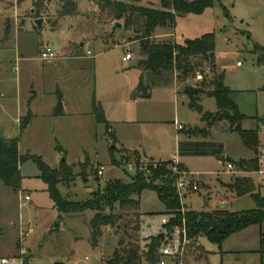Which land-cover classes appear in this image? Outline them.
Listing matches in <instances>:
<instances>
[{"label":"rangeland","instance_id":"1","mask_svg":"<svg viewBox=\"0 0 264 264\" xmlns=\"http://www.w3.org/2000/svg\"><path fill=\"white\" fill-rule=\"evenodd\" d=\"M34 1L27 0L19 4L18 0H0V68L4 70L0 80L6 79L0 89V94H4L0 96V133L3 131L7 137L19 139L21 155L41 156L52 168H57L63 158L69 165L83 162L86 168L77 166L74 171L84 172L85 175L76 177L70 184L59 185V189L67 200L84 203L109 182L119 180L130 183L138 171L149 173L150 163L155 165L157 161L143 157L138 166L136 155L120 149L113 140L117 137L119 127L107 133L104 125L90 123L87 116L82 118V125L73 128L67 125L59 136L52 134L51 122L44 118L25 129L21 128L16 121L19 116L17 106L20 102L25 104L36 90L39 112L50 115L57 106L59 92L62 94L64 91L70 109L77 105L83 110H90L93 99L101 101L102 98L107 105H111L112 118H119L120 109L122 116L129 119L135 113L131 108L136 103L134 94L138 89H134L125 99L124 93L126 87L138 79V72L132 67L138 58V47L136 44H126L131 35L129 31L121 25L114 28L116 22L93 0H81L80 18L66 21L75 28L69 38L74 42L81 40L86 45L82 48V57L64 58L59 47L64 31L55 29L61 17L59 3L62 0L49 3L51 6L44 16L50 22L46 21L42 28L29 20L22 24V19L30 15V6ZM127 1L139 6L160 7V0ZM17 10L19 18L15 13ZM66 21L62 23L63 28ZM173 33L178 42L206 33L215 34L216 68H211V72L207 73L206 68L211 65L200 59L198 69L186 79H182L179 72H173L172 83L176 82L182 93L187 87L211 91L216 88L215 82L222 75L224 86L235 92L234 98L241 112L246 115L241 123L242 128L259 130V153L256 154L255 150L245 145L241 134L232 131L229 121L223 116H214L212 126H202L201 115L190 107L187 100L178 97L176 101L173 87L159 82L151 84L148 99L140 100V107L147 109L145 113L155 114L162 121L149 131L143 128V131H147L143 135L145 146L149 152H153L150 154L158 156L157 150L162 149L163 152L159 151L161 158L173 159L177 154L174 121L183 124L181 135L193 131L194 138L218 142L222 145V157L209 155L203 159H186L193 174L192 179L196 182L188 180L189 173L184 171L185 165L178 163L184 168L178 174L179 179L187 184V198L181 195L183 211L211 212L217 209L224 198L231 211L256 208L257 204L250 194L237 196L223 187L221 182L232 180L234 174L227 168V164L232 162L236 166V175L252 177L257 192L264 196V175L259 173L263 170L264 162V65L257 63V54L253 52L257 44L264 47V0H216L203 14H188L178 18ZM41 35L44 36L45 44L54 49L57 60L44 61L41 58V52L38 51ZM156 40L174 41L173 37H157ZM17 45L20 50L18 55ZM89 50L91 54H87ZM129 52L135 55L134 58L132 55L133 59L124 61L123 57ZM23 57L38 59L30 61L21 59ZM112 87L115 89L116 104L110 103L109 88ZM202 105L205 112L217 115L214 97L206 96ZM194 128L204 131H194ZM130 130L127 128L122 132L128 134ZM112 144L117 146L116 149L111 150ZM256 156L259 157V167L254 172L241 170L234 161L235 158L250 160ZM113 157L124 165H114ZM88 158L90 163L87 162ZM102 167L105 170L99 174ZM20 171L22 180L19 189L15 190L0 181V264H3V258L9 264H107L129 221H132L129 232L138 239L142 253L146 251L149 242L145 232L148 219L141 217V229L133 231L132 227L136 226L135 210L121 209L119 204L113 210H108V213L121 215L123 219L116 226L102 227L98 245L94 246L91 220L96 211L61 214L50 197L47 184L39 176L40 169L36 162L26 160L21 164ZM195 186L197 190H194ZM26 195L30 196V200L24 199ZM165 210L156 191H142L137 212L146 215L154 213L150 221L161 223L173 217L162 213ZM57 221L60 223L57 224ZM30 229L32 232L23 237L22 233ZM263 234L264 223L234 233L222 246L201 237L199 244L210 253L208 260L202 250L187 247L183 257L166 258L165 261L166 264H264V253L261 252Z\"/></svg>","mask_w":264,"mask_h":264},{"label":"trees","instance_id":"2","mask_svg":"<svg viewBox=\"0 0 264 264\" xmlns=\"http://www.w3.org/2000/svg\"><path fill=\"white\" fill-rule=\"evenodd\" d=\"M27 0H18L22 4ZM53 0H36L33 3L35 14L33 17L40 18L48 11V5ZM80 0H62L60 16H71L78 13V2ZM95 4L108 13L109 17L116 23H121L131 34L128 41H138L140 43V55L143 57L138 62V66L143 70L142 83L135 93L143 97H150V86L146 87L144 77L146 71H152L157 78V82L168 84L172 81L173 72L180 73L182 79H186L191 73L198 69V57L206 60L211 68H216V43L215 34L206 33L195 39H187L183 42L172 40L158 41L156 33L159 29H174L177 19L188 14H203L204 11L212 7L216 0H160V7L139 6L127 0H93ZM45 2L47 3L45 5ZM257 54V63L264 65V47L255 45L253 50ZM221 81V82H219ZM222 75L216 80L214 90H204L202 88L187 87L184 93L190 98V107L195 109L201 120L212 126L214 116L227 119L232 131L241 134L244 143L249 148L259 153L260 138L259 130H245L241 123L246 118L239 108L234 98L235 92L223 84ZM214 97L217 101V115L205 112L200 104L202 97ZM64 113L63 96L58 95V103L54 110L55 116ZM92 114L98 124L106 126L107 133H111V124L106 118L102 103L96 98L92 102ZM31 115L23 120V123L30 121ZM194 131H204V129L194 128ZM192 136L193 131L184 132ZM116 141V139H113ZM19 139L0 140V181L6 186L15 190L21 185L22 175L20 166L28 159L36 162L40 169V177L48 186L50 197L54 201L55 207L63 214L80 213L86 210L96 211V215L91 220L92 242L98 245L102 235V227L116 226L123 219L121 215L108 213L113 210L116 204L121 209L135 210L136 226L132 227L137 232L141 229L142 214L137 212L140 208V195L143 190L151 189L157 192L160 200L166 207L165 214L173 217L167 221L163 227L173 230L176 227L183 228L186 236L190 240L188 247L202 250L208 260L209 252L199 244L201 237H206L209 241L222 246L223 242L234 233L240 232L253 225L264 223V196L257 192V187L252 177H235L230 188L237 196L250 194L255 200L257 207L248 210L231 211L227 207H219L211 212L183 211L181 195L177 188L179 176L172 169L173 160L158 161L155 165L150 163L149 173L145 170L138 171L130 183L116 180L109 182L101 190L94 192V197L84 203L67 200L60 192L59 185L70 184L76 177L85 175L84 172L76 173L75 167L86 168L83 162L69 165L61 162L59 168L49 166L41 156L21 155L19 152ZM114 150V149H111ZM124 151L129 152L124 149ZM136 164L141 165L143 156L135 151ZM179 155L191 156H218L222 157V145L216 142L184 141L179 144ZM89 161V158L87 159ZM224 160V158H222ZM114 165H124L122 161L112 158ZM259 157L250 160L241 159L237 166L246 172H254L259 167ZM93 167V166H92ZM179 170L184 169L181 164ZM185 171V170H184ZM99 173V171H98ZM98 178V175H95ZM125 224L124 235L119 238L118 247L114 250L112 258L107 264H159L162 246L161 238L150 236L146 245V251L142 253L138 239L129 232V225ZM261 252L264 253V234L261 236Z\"/></svg>","mask_w":264,"mask_h":264},{"label":"crops","instance_id":"3","mask_svg":"<svg viewBox=\"0 0 264 264\" xmlns=\"http://www.w3.org/2000/svg\"><path fill=\"white\" fill-rule=\"evenodd\" d=\"M47 4V3H46ZM81 0L78 2V13L76 15H71V16H61L60 19L58 20V23L55 25V29L56 30H61L63 29L64 31V36L62 38V42L59 44V47H61L62 49V53H63V57L64 58H71V59H76V58H79V57H82L80 55H83V50L82 48L85 47V43L82 42L81 40H77V41H73L69 38V36L71 35V33H73L75 31V28H74V25H71L70 23H68L66 20L67 19H78L80 18V10H81ZM51 4L48 5V7L50 8ZM62 7V3H59V8L61 9ZM34 10V13L32 12ZM19 11H15L17 17L19 18ZM35 14V8L33 5L30 6V15L28 17H26L25 19H22V24H24L27 20L35 23V20L38 19V18H35L33 17V15ZM40 18H43L44 19V23L43 25L45 24L46 21H49L43 14L42 17ZM180 18V17H179ZM63 21H66L67 23L65 24L64 28L62 26V23ZM50 22V21H49ZM60 22V23H59ZM42 25V26H43ZM42 28V27H41ZM175 29V28H174ZM174 29H159L156 33V38L158 37H173L174 41L176 40V36L174 35L173 31ZM42 36V40H43V35ZM198 38V37H196ZM195 39V38H193ZM40 41L39 42V45H38V51L41 52L42 50V47L43 46H50L48 44H45L44 40L43 41ZM187 40V39H186ZM177 41V40H176ZM185 41V40H184ZM178 42V41H177ZM83 43V46H80V44ZM107 44V43H104V45ZM126 44L128 45H132V44H136V46L138 47V50H137V56L138 58L136 59V63L132 66L137 72H138V79L137 81H133L132 84L129 86V87H126V93H124L125 98L129 97V93H131L134 89H138L142 83V77H143V70L138 66V62L143 59V57L140 55V43L138 41H127ZM51 47V46H50ZM16 51H17V55L20 54V50H19V46L17 45L16 46ZM90 51V50H89ZM130 53V52H129ZM133 55V58H134V54H131ZM215 55H216V52H215ZM131 58V59H133ZM19 59V58H18ZM23 60H33V59H38V58H21ZM58 57L56 56V58L52 59V60H46V61H55L57 60ZM130 59V60H131ZM123 60H124V57H123ZM45 61V60H44ZM124 61H128V60H124ZM199 61V59H198ZM1 62L2 60L0 59V65H1ZM3 69L0 68V74L1 75H4L3 74ZM147 72V71H146ZM146 72H145V77H144V83H145V86H147L146 84V81H147V76H146ZM208 73V72H207ZM5 78V77H4ZM6 79H1L0 80V89H1V86H3L4 82H5ZM18 80V78H17ZM157 78L156 76L154 75L153 77V81L151 82L152 83H156L157 81ZM204 81V80H203ZM203 81H201V85H203ZM151 84L149 86H151ZM161 85H170L173 87L174 89V93H175V99L177 101L178 97H183L185 100H187V102L190 104L191 103V100L190 98L186 97V94L185 93H182L180 88L178 87L177 83H172V81L168 84H163V83H160ZM123 87H121L122 89ZM120 89V90H121ZM119 90V92H120ZM109 91H110V95L109 97L111 96L110 98V103L112 104L113 102H115L116 104V99H115V89L112 87V88H109ZM33 95L30 96L27 100H26V103H22L20 102L17 106V111H18V118H16V121L19 123L20 127L21 128H27L29 125H32L34 123H36L37 121L39 120H42L43 118L46 119V120H50L51 122V132L53 135H60V131H63L64 128L67 126V125H70V127H77V126H80L82 125V118L84 116H87L88 120L90 121V123L92 124H98L96 122V119H95V116L92 114V107L90 110H83L81 106H77L75 105L74 108H68V104L66 102V99H65V92L63 91L62 92V95H63V104H64V113L61 115V116H55L53 113H54V109H53V112L50 114V115H45V114H41L39 112V107L37 106V96H38V92L35 90L32 92ZM136 93V92H135ZM0 96H4L3 93L0 94ZM20 97V94L18 95V98ZM132 97V96H131ZM206 96L202 97L201 101H200V104L202 105V102L204 100ZM37 98V99H36ZM134 98L136 100V103L132 106L131 109H134L135 113L134 115H131V118H124L122 116V111L119 109V118H112L110 115V106L111 105H107V102L104 101V99L101 98V103L103 105V108H104V111H105V114H106V118L107 120L110 122L111 124V129L115 128V127H119V131L116 132V136L115 139H116V142H117V145L119 146L120 149H125L131 153L137 151V152H140L142 154V156L144 158H148L150 160H154V161H169V160H174V159H177V161L179 163H182L183 165H185L186 167V173L188 172L189 175H188V180H192V181H195L193 180V174L191 173L189 167L187 166L186 164V159L187 158H206L208 156H191V155H185V156H180L179 155V144L181 142H184V141H197V142H215V141H212L211 139H198V138H194L193 136H190V135H187L184 133V135H181L180 134V130L178 128V125L181 124H176V122L174 121V124H175V131H176V135H175V139H176V144H177V154L174 155L173 159H163L161 158V156H159V153L162 151L161 150H157L156 154L158 156H155L154 154H150V153H153V152H149V149L146 148L145 146V141L143 140V135L145 136V134L147 133V131H143L144 127H146L145 129H147L149 131L150 128H153V126H156L158 123H161L160 120H158L156 117H155V114L153 115H149L147 113H145V111H147V109H143L140 107V100L141 99H148V97H143L141 94H139L138 96H135L134 94ZM136 105H138L137 107H135ZM203 106V105H202ZM113 108H111L112 110ZM218 110V109H217ZM31 115V118H30V121L28 123H23V120L27 119L28 118V115ZM90 118V119H89ZM202 126H204L205 124H207L206 122L202 121ZM98 125H103V124H98ZM105 126V125H104ZM71 128V129H72ZM106 128V126H105ZM127 128L131 129L128 134H125L124 132H122V130H127ZM133 128H137V129H133ZM140 128V129H139ZM107 130V129H106ZM212 130V128H211ZM1 138V137H0ZM4 138L6 139H13V138H10V136H4ZM218 143V142H216ZM145 146V147H144ZM160 151V152H159ZM19 152H20V143H19ZM163 152V151H162ZM236 159V158H235ZM239 161L241 160V158H238ZM235 161V160H234ZM239 161H235V162H239ZM62 162V161H61ZM60 162V164H61ZM232 163V162H230ZM59 164V166H60ZM68 164V163H67ZM73 165V164H71ZM58 166V167H59ZM57 167V168H58ZM235 164H234V169L233 170H230L228 169L230 172H232L234 175L232 176V180L230 182H221L223 187H225L227 190L230 189L231 191H233L231 188H230V185L232 184L233 180L235 177H237L236 175V170H235ZM21 168V166H20ZM105 170V167L103 169V172ZM235 172V173H234ZM241 173H243L241 171ZM103 174V173H102ZM39 176H40V173H39ZM242 176H246V175H242ZM196 182V181H195ZM198 183V182H197ZM234 192V191H233ZM188 194L185 192L184 194V198H187ZM225 197V196H224ZM223 199V198H221ZM227 206V208H229V204L227 202V200H225V198L223 200H221V202L217 205V208H219L220 206ZM230 209V208H229ZM166 211V210H165ZM141 212V211H140ZM162 213H165V212H162ZM142 218H147L148 220L147 221V228L145 229V232H147V235L149 233H155L158 228L160 226H162L163 224H165L168 220L165 219L164 221H162L161 223L159 222H151L149 218H153L154 215H151V214H154V213H149L150 215H146L144 213H142ZM166 216L168 214H165ZM168 217V216H167ZM167 220V221H166ZM150 225H149V224ZM4 259V258H3Z\"/></svg>","mask_w":264,"mask_h":264},{"label":"built area","instance_id":"4","mask_svg":"<svg viewBox=\"0 0 264 264\" xmlns=\"http://www.w3.org/2000/svg\"><path fill=\"white\" fill-rule=\"evenodd\" d=\"M87 54H91V51H87ZM41 58L43 60H52L56 58V53L54 49L50 46H43L41 50ZM132 58L131 53H128L125 57L124 60H130ZM241 63H238V66H240ZM206 71L209 73L211 72V67L208 66L206 68ZM178 128L182 130L184 128L183 124H179ZM174 166L172 167L173 171L177 174H180V170L178 168V161L177 159L173 160ZM227 168L230 170L234 169V164L233 163H228ZM104 167L99 171V174L103 173ZM261 175H264V162H263V170L259 172ZM177 188L180 193V195H184L187 189V184L184 180H178L177 182ZM198 187H194V190H197ZM26 201L30 200V196L26 195L24 197ZM164 225V224H163ZM160 226V229H158L155 233H149L148 236H157L159 233H164L165 239L162 241V246L160 248V255L161 259L159 264H166L165 259L166 258H180L183 257L185 254V251L190 243V240L186 236V231L183 228L176 229L174 228L173 230H167ZM32 232V229L29 230V232L22 233V236L24 235L28 236ZM3 264H9V261L7 259H2Z\"/></svg>","mask_w":264,"mask_h":264},{"label":"water","instance_id":"5","mask_svg":"<svg viewBox=\"0 0 264 264\" xmlns=\"http://www.w3.org/2000/svg\"><path fill=\"white\" fill-rule=\"evenodd\" d=\"M32 12L34 13V10H33ZM35 23H36L39 27H42V25H43V23H44V19H43V18H38V19L35 20ZM120 25H121V23H118V22H117V23L114 25V28H116V27H120ZM80 46H83V43L80 44ZM198 59H199V61H200L201 57L199 56ZM146 76H147L146 84H147V86H149V85L151 84V82L153 81L154 73H153L152 71H147V72H146ZM221 118H222V117H221ZM4 136H5V135H4L3 131H1V133H0V137H1V138H4ZM116 147H117L116 145L112 144L111 149H116ZM234 160H235V161H239L238 158H236V159H234ZM65 161H66V159L63 158L62 162H65ZM220 207H227V206L223 205V206H220ZM59 223H60V221H57V224H59ZM157 236H158V238H161V241H164V239H165V235H164V233H159ZM56 264H63V263H61V262H57ZM124 264H127V263H124Z\"/></svg>","mask_w":264,"mask_h":264}]
</instances>
